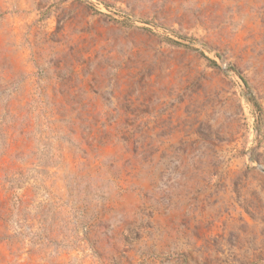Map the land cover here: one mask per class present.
Masks as SVG:
<instances>
[{
	"label": "rangeland",
	"instance_id": "374dc122",
	"mask_svg": "<svg viewBox=\"0 0 264 264\" xmlns=\"http://www.w3.org/2000/svg\"><path fill=\"white\" fill-rule=\"evenodd\" d=\"M0 264H264V0H0Z\"/></svg>",
	"mask_w": 264,
	"mask_h": 264
}]
</instances>
